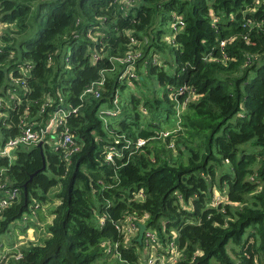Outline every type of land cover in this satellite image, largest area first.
Instances as JSON below:
<instances>
[{"label": "trees", "instance_id": "1", "mask_svg": "<svg viewBox=\"0 0 264 264\" xmlns=\"http://www.w3.org/2000/svg\"><path fill=\"white\" fill-rule=\"evenodd\" d=\"M0 28V144L65 110L78 146L0 157V238L53 216L6 264H264V0H0Z\"/></svg>", "mask_w": 264, "mask_h": 264}, {"label": "built area", "instance_id": "2", "mask_svg": "<svg viewBox=\"0 0 264 264\" xmlns=\"http://www.w3.org/2000/svg\"><path fill=\"white\" fill-rule=\"evenodd\" d=\"M223 44V43H222ZM131 57H127L125 60L126 62L129 61ZM20 73L24 74V69L19 67ZM24 82L21 79H11L10 86L14 88L15 86H24ZM85 92H92V88L87 89ZM182 93V91H179ZM173 94H171L172 96ZM11 99L17 100L18 97L11 95ZM186 100L182 103V107L185 105ZM76 109H72L71 112H75ZM67 116L65 110L58 111L52 115L49 119L48 123L44 127H36L32 123H28L26 121V117L20 121V134L16 138L8 139L3 144H0V157H6L8 159L12 158L13 151L18 148L19 146H23L26 148L37 146L39 143H43L46 141V137L48 134L55 137V142L53 143L55 147H61L65 150L68 154L75 152L78 150V146L74 143L72 136L69 134L67 129H64L62 132H58V128L64 125V119ZM164 136L167 133L163 134ZM144 143L143 140H138L137 145H142ZM114 151L109 150L107 153V160L112 159V154ZM18 198V193L16 190L7 192V198H4L0 201V210L6 209L12 205L14 201ZM144 239H154V234L151 231L144 232ZM17 250H10L9 253L6 252L5 254L1 255L0 257V264H6V258L9 254H14L15 256L19 257ZM8 253V254H7ZM18 254V255H17ZM175 256V254H174ZM170 257L169 259H174L176 257ZM156 259H149L146 264H154Z\"/></svg>", "mask_w": 264, "mask_h": 264}, {"label": "rangeland", "instance_id": "3", "mask_svg": "<svg viewBox=\"0 0 264 264\" xmlns=\"http://www.w3.org/2000/svg\"><path fill=\"white\" fill-rule=\"evenodd\" d=\"M0 30H1V28H0ZM27 35L28 36H33V35H35L36 36V32L35 31H31V30H29V32L27 33ZM170 49V48H169ZM168 49V50H169ZM168 52V51H167ZM167 55L166 56H164V57H162L161 55V57L160 56H156L157 58H155L156 60H157V63H160L159 62V60L161 61L162 60V63L164 62L163 61V58H165L166 57V61H172V59H173V54L172 53H166ZM148 84L149 85H152V84H155V80H154V78H152L151 77V79L148 81ZM16 88H15V91H14V93L15 94H17V90L19 89V87H17V86H15ZM130 89H132V88H130ZM153 90H154V88H152V89H149V91H148V96H152L153 95ZM9 94H11V92H9ZM8 101H9V98H8ZM108 119H106V121H107ZM47 140H48V144H50V145H52L54 142H55V137L54 136H49V137H47ZM258 167V166H257ZM53 192H55V189H51L50 190V193H49V195H51ZM218 195L219 194H217V193H215L214 194V196H215V200H217V197H218ZM4 198H7V192H6V196L4 197ZM4 198H2V199H4ZM1 199V200H2ZM0 200V201H1ZM48 203H40V204H38V207H36L35 209H36V211L34 212V213H32L33 214V217H32V219H35L36 221L38 220L39 221V218H40V216H41V214H43V212H46V213H48L49 214V210H50V207H51V205H47ZM46 208V209H45ZM42 209H45L44 211H42ZM45 219H43V221H44ZM34 226V225H33ZM36 226V225H35ZM46 224L43 226V229L42 230H40L39 231V237L40 238H37L36 237V235H37V231H38V229L37 228H34V229H32V235L30 236V237H32L31 238V240H33L34 241V239H35V241L34 242H36L38 239L39 240H41V238H45L47 235H46ZM18 230V229H17ZM17 230H15V232H14V235H17V234H19V231H17ZM129 231L132 233V235L135 233V231L133 230V229H129ZM45 233V234H44ZM22 236V235H21ZM22 237H24V238H26L25 236H22ZM10 238V234L9 235H3L1 238H0V242H2V241H8V239ZM33 242V243H34ZM1 247V246H0ZM231 247L229 246V249H230ZM1 249V248H0ZM155 253L156 252H154V251H149L148 252V260L149 259H157L156 257H155ZM175 255L177 256V253H175ZM160 257H163V258H160ZM159 258H160V263H166V262H168V264H174L175 263V260H176V258H172V259H169V258H166V257H164V256H160ZM147 260V261H148ZM111 261H109V263H110ZM98 264H100V263H98Z\"/></svg>", "mask_w": 264, "mask_h": 264}, {"label": "crops", "instance_id": "4", "mask_svg": "<svg viewBox=\"0 0 264 264\" xmlns=\"http://www.w3.org/2000/svg\"><path fill=\"white\" fill-rule=\"evenodd\" d=\"M56 205V203H58L57 201L54 202ZM49 205V204H47ZM46 209V208H45ZM45 209H42V211H44ZM43 219H45L43 221ZM52 219H53V216H51L50 214L46 213V212H43V214H41L40 218H39V221L35 220L34 219V224L35 225H39L40 229L37 228V226H27L26 230L22 232V229H18L17 231H19V234L17 235H14V232L16 230V228H13V231L12 233L10 234V238L8 239V241H2L0 242V257L1 255L5 254L6 252L9 253L10 250L14 251V250H17L20 246L24 245V244H27V243H33L35 241L31 240L32 237H30L32 235V229L34 228H37L38 231H37V235L36 237L37 238H40L39 237V231L43 229V226L46 224H51L52 222ZM19 226L23 227L22 225L18 224ZM34 227V228H33ZM45 234V233H44ZM25 236L26 238L22 237V236ZM45 238H41V240H37L36 242L34 243H40L42 240H44ZM17 248V249H16ZM7 253V254H8Z\"/></svg>", "mask_w": 264, "mask_h": 264}, {"label": "water", "instance_id": "5", "mask_svg": "<svg viewBox=\"0 0 264 264\" xmlns=\"http://www.w3.org/2000/svg\"><path fill=\"white\" fill-rule=\"evenodd\" d=\"M42 145V143H39L37 146L40 147ZM145 226L143 224H138V236H137V241L139 243L142 242V238L145 232Z\"/></svg>", "mask_w": 264, "mask_h": 264}]
</instances>
